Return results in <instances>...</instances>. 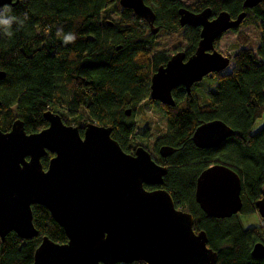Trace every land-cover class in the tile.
<instances>
[{
  "label": "trees",
  "instance_id": "trees-1",
  "mask_svg": "<svg viewBox=\"0 0 264 264\" xmlns=\"http://www.w3.org/2000/svg\"><path fill=\"white\" fill-rule=\"evenodd\" d=\"M145 2L155 13L156 34L118 0H19L8 5L10 15L20 20L26 15L27 19L22 27L12 24L11 37L0 28V70L5 72L0 80V130H8L19 118L27 132L40 131L48 125L43 112L54 111L57 104L66 110L60 114L66 124L86 118L109 125L112 138L123 148L136 130L125 109L134 114L148 97L152 72L168 58L155 50L154 37L181 30L177 9L185 6L198 12L209 7L211 16L221 10L235 16L244 10L241 24H252L258 31L256 50L245 47L248 39L240 40L244 47L234 53L231 71L208 74L214 86L203 83L207 96L200 105L193 93L174 88L176 104L167 112V125L156 144L175 149L168 157L162 185L176 207L193 215L194 230L206 232L207 245L218 254L216 264H264V258L251 255L255 243H264V224L244 227L237 214L209 217L194 198L197 174L209 165L224 163L241 178L242 207L238 213L257 214L255 203L264 183V124L254 132L251 128L264 116V0L252 8H243V0ZM111 9L118 12L115 21L110 20ZM184 29L185 51L191 54L200 29ZM69 33L76 39L66 44L63 36ZM213 119L225 122L233 133L217 147L195 146L191 139L194 128ZM52 155L47 152L41 157L44 168ZM31 209L38 234L23 239L11 231L0 238V264H30L44 235L55 242L67 241L63 228L45 206L33 204Z\"/></svg>",
  "mask_w": 264,
  "mask_h": 264
},
{
  "label": "water",
  "instance_id": "water-1",
  "mask_svg": "<svg viewBox=\"0 0 264 264\" xmlns=\"http://www.w3.org/2000/svg\"><path fill=\"white\" fill-rule=\"evenodd\" d=\"M18 1L0 0V10ZM261 1L243 0L242 6L252 8ZM118 2L144 19L152 34L158 32L155 13L145 0ZM177 12L181 27L200 30L193 53L185 59L184 51H176L151 75L150 97L169 105L174 104L173 87L189 88L228 67L231 57L219 52L215 42L246 16L244 10L235 16L226 10L211 16L209 7L193 12L181 6ZM4 76L0 70V80ZM130 113L126 108L125 114ZM43 117L48 125L40 131L27 132L19 118L8 130H0L1 240L11 231L23 239L36 236L31 205L40 204L63 228L67 241L42 236L30 264H216L218 254L207 245L206 232L194 230L193 215L176 207L165 189L144 188V183H162L167 171L144 147L138 146L134 154L124 152L109 125L88 121L79 128L51 109ZM232 133L225 122L213 119L197 125L191 139L199 148L217 147ZM174 150L161 145L159 153ZM47 152L53 155L44 168L41 157ZM240 191L237 172L214 163L198 174L194 198L207 216L226 218L240 211ZM255 206L264 221V183ZM251 255L264 258V243H255Z\"/></svg>",
  "mask_w": 264,
  "mask_h": 264
},
{
  "label": "rangeland",
  "instance_id": "rangeland-1",
  "mask_svg": "<svg viewBox=\"0 0 264 264\" xmlns=\"http://www.w3.org/2000/svg\"><path fill=\"white\" fill-rule=\"evenodd\" d=\"M181 1L184 4H188L192 0ZM108 14L111 17L110 20H117V11L111 9ZM184 30L185 29L183 28L172 33L160 32L156 37H154L156 44L155 50L164 53L167 56L173 54L179 49L184 50L187 44ZM244 38L248 39V45L245 47H250L253 51H255L258 43V31L252 24H241L236 30H228L223 33L222 36L215 42V47L219 52H221L223 55H228L231 57L228 67L222 71V73L229 72L233 68L234 62L232 57L238 49L244 47L240 43ZM202 82L209 83L212 81L210 78L206 77ZM212 86H214V81L212 82ZM54 111L59 114L66 113L65 108L57 104ZM128 117L129 120L132 121L136 126V130L131 137V144H141L146 146V148L150 151L154 144V139L160 136L165 128V122L162 113L156 108L152 110L149 106H144ZM86 122H88L86 118H81L78 123L73 122L71 124L82 127ZM263 124L264 116L255 121L251 128V132L259 129ZM180 208L184 209V207ZM237 215L244 227H254L258 224H264L263 220L258 214L254 213L243 215L241 213H237Z\"/></svg>",
  "mask_w": 264,
  "mask_h": 264
},
{
  "label": "flooded vegetation",
  "instance_id": "flooded-vegetation-1",
  "mask_svg": "<svg viewBox=\"0 0 264 264\" xmlns=\"http://www.w3.org/2000/svg\"><path fill=\"white\" fill-rule=\"evenodd\" d=\"M185 27H187V26H183V27H181V29H183V28H185ZM199 28V27H198ZM200 29V28H199ZM187 42V41H186ZM186 49V48H185ZM185 49L183 50V49H179V50H182V51H184L185 52V59L190 55V54H186V51H185ZM179 50H177V51H179ZM175 53V52H174ZM172 55V54H171ZM171 55H168V58L164 61V62H162V63H160L159 65H164L165 63H166V61L169 59V57L171 56ZM167 56V55H166ZM158 65V66H159ZM157 66V67H158ZM156 67V68H157ZM156 70V69H155ZM154 70V71H155ZM153 71V72H154ZM152 72V73H153ZM152 75V74H151ZM206 77H208V75H206V76H204L200 81H198V82H194V83H192L191 85H190V87L189 88H187L186 86H184L183 84H179V85H177V86H175V87H173L172 88V90H171V96H172V99H173V102H174V104L173 105H169V104H165V103H162L161 101H159V100H157V99H152L151 97H150V95H149V93H150V84H149V92H148V97L147 98H145L141 103H140V108H142V107H144V106H149L152 110L153 109H158V110H160V112L162 113V115H163V118H164V122H165V127H166V125H167V112H169V111H171V109H173V107L175 106V104H176V101H175V98H174V95H173V89L174 88H176V87H181V88H184V90L186 91V93L187 94H192L193 93V95H194V97H195V100L197 101V103L200 105V104H202L201 102H203V99H204V97L205 96H207V89H205L204 88V85H203V79L204 78H206ZM150 79H151V76H150ZM130 115H131V113H130ZM130 115H127V116H130ZM199 124H201V123H198L197 125H199ZM196 125V126H197ZM80 132L82 133V129H80ZM132 137V136H131ZM159 137V136H158ZM157 137V138H158ZM131 139L132 138H130L129 140H128V142L126 143V145L122 148V150L124 151V152H126V153H129V154H134V152H135V150H136V148L138 147V146H142V147H144L148 152H149V154H150V156H151V158L158 164V165H160V166H165L166 168H167V171H166V173L163 175V177H162V179L164 180V178L166 177V174H167V172H168V165H167V161H168V157L172 154H169V155H165V156H163V155H161L160 153H159V148H160V146L161 145H163V144H159V145H157L156 144V139H154V144H153V146H152V149L149 151L147 148H146V146H143V145H141V144H131ZM193 142V141H192ZM195 145V144H194ZM210 148V147H209ZM202 171V170H201ZM200 171V172H201ZM199 172V173H200ZM198 173V174H199ZM198 174H197V176H198ZM197 176H196V178H197ZM196 178H195V182H196ZM163 180H162V183H160V184H149V183H144V188L146 189V190H154V189H165L166 191H168L166 188H164L163 187ZM194 190H195V188H194ZM169 192V191H168ZM170 194V193H169ZM171 195V194H170ZM172 197V196H171ZM172 200H173V202H175L174 201V199H173V197H172ZM178 208H180V207H178ZM181 209V208H180ZM182 210H184V209H182Z\"/></svg>",
  "mask_w": 264,
  "mask_h": 264
},
{
  "label": "clouds",
  "instance_id": "clouds-1",
  "mask_svg": "<svg viewBox=\"0 0 264 264\" xmlns=\"http://www.w3.org/2000/svg\"><path fill=\"white\" fill-rule=\"evenodd\" d=\"M11 7L8 5H5L3 10H0V28L3 29V32L6 36L11 37L13 33L10 31V28L14 22L18 23L21 27L24 24V20L27 19V16H24V20H20L18 17L10 15L11 13ZM60 33L58 32V35ZM64 42L71 43L74 42L76 39L75 35L69 33L67 35L63 36Z\"/></svg>",
  "mask_w": 264,
  "mask_h": 264
}]
</instances>
